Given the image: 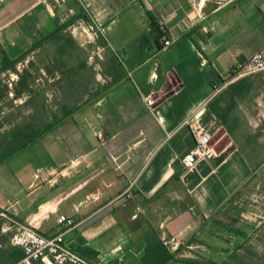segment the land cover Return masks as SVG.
<instances>
[{
	"label": "crops",
	"instance_id": "1",
	"mask_svg": "<svg viewBox=\"0 0 264 264\" xmlns=\"http://www.w3.org/2000/svg\"><path fill=\"white\" fill-rule=\"evenodd\" d=\"M68 1L73 20L96 27L113 81L0 163V251L19 250L11 237L24 227L62 233L95 264H142L152 233L171 241L164 264L227 260L231 251L218 248L219 216L252 165L237 147L188 172L180 159L193 145L192 129L222 131L212 103L230 75L264 50V0ZM13 9L3 0L0 49L10 60L33 48L28 20L14 24ZM36 10L37 46L58 44L84 63L85 35L70 34L62 21L49 26L45 7ZM150 19L174 41L169 48L160 51L153 37L141 45ZM59 216L72 224H58Z\"/></svg>",
	"mask_w": 264,
	"mask_h": 264
},
{
	"label": "rangeland",
	"instance_id": "2",
	"mask_svg": "<svg viewBox=\"0 0 264 264\" xmlns=\"http://www.w3.org/2000/svg\"><path fill=\"white\" fill-rule=\"evenodd\" d=\"M12 1L14 24L20 26L28 20L33 48L13 69L0 73V150L13 131L41 132L58 123L67 111L82 105L90 96L108 89L113 81L108 79L111 69L102 65L104 50L96 48L99 45L94 34L96 29L86 19H72L75 12L68 11L69 1ZM38 4L52 16L49 26H53V20L62 21L61 27L70 34L77 36L82 32L85 35L81 44L86 52L84 63L76 64L58 44L46 48L37 46L34 32ZM2 5L3 0H0V7ZM235 77L223 85L216 96L219 107L228 113L231 132L222 124V131L212 135L211 144L217 152L225 150L223 154L237 147L253 170L249 181L220 213L219 227L224 242L218 248L224 251L228 247L227 251L231 252L227 260L219 264H264V69L241 68Z\"/></svg>",
	"mask_w": 264,
	"mask_h": 264
},
{
	"label": "built area",
	"instance_id": "3",
	"mask_svg": "<svg viewBox=\"0 0 264 264\" xmlns=\"http://www.w3.org/2000/svg\"><path fill=\"white\" fill-rule=\"evenodd\" d=\"M94 28L96 29L95 26ZM91 29L93 28L91 27ZM173 43L172 39L166 38L159 50H165ZM246 67L255 70L264 69V50L254 53L248 59ZM153 104L154 101L151 98L146 99L148 107ZM192 135L193 145L180 159L186 172L194 170L200 161L212 162L220 159L211 144L213 134L210 129H192ZM57 222L68 226L72 224V221L65 216H59ZM170 243V240L164 241L163 245L169 247ZM11 244L22 251L21 264H31L32 261H38L42 264H95L72 251L65 243L62 233L46 235L23 227L12 235Z\"/></svg>",
	"mask_w": 264,
	"mask_h": 264
},
{
	"label": "trees",
	"instance_id": "4",
	"mask_svg": "<svg viewBox=\"0 0 264 264\" xmlns=\"http://www.w3.org/2000/svg\"><path fill=\"white\" fill-rule=\"evenodd\" d=\"M150 20V32L149 34L142 36L141 45L148 47L149 38L153 37L157 48L160 49L161 44L159 43V40H163L166 37V34L159 28V25L153 19ZM28 52H25L17 58L10 60L5 52L0 49V73L13 69L21 60L24 59ZM233 77H235L234 73L230 75V79ZM217 101L218 99L216 98L212 103V109L216 112L218 118L222 121L224 126H226L227 130L231 132L228 126V113H226L219 107ZM48 128L38 133L21 129H17L10 133V137H8V139L3 143V147L0 150V163H2V161H4L6 158L25 148L28 144L34 142L45 131H47ZM145 242L146 245L144 255L142 257V264H164L167 260L169 261L170 259H172V255L170 254V252L166 250L163 243L158 240L157 236L154 233L148 236ZM22 258L23 253L20 249L14 250V252L10 254L0 251V262L2 261V259H5L10 261L9 264H14L20 261ZM31 264L41 263L38 261H32Z\"/></svg>",
	"mask_w": 264,
	"mask_h": 264
}]
</instances>
